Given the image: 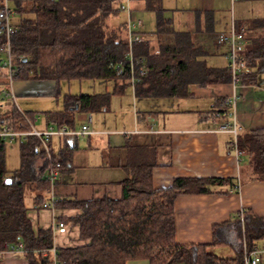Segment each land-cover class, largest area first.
I'll use <instances>...</instances> for the list:
<instances>
[{"label":"trees","instance_id":"trees-1","mask_svg":"<svg viewBox=\"0 0 264 264\" xmlns=\"http://www.w3.org/2000/svg\"><path fill=\"white\" fill-rule=\"evenodd\" d=\"M123 1L8 0L11 18L18 17L17 23H11L16 33L9 39L12 64L17 69L11 81L51 80L58 85L90 80L113 84L111 91L65 94L61 110L43 113L55 128L72 130L77 112H102L108 108L112 96L131 88L126 57L130 49L135 59L143 60L135 71L137 74L142 67L143 74L136 75L139 81L132 88L137 98H188L193 96L191 84L204 87L230 82L227 60L224 67H214L207 60L213 45H225L215 38L212 12L194 11L197 23L194 31L189 32L174 27L172 18L165 15L163 0H137L143 3L145 12L155 15L154 30L150 32L157 37L153 50L148 39L129 46L126 21L112 26V19L124 12L120 9ZM200 19L204 21L203 27L198 26ZM236 27L260 31L247 37L243 54L244 63L254 71L242 79L253 82L256 74L264 73V18L236 23ZM142 28L139 33H148ZM5 46L6 37L0 30V51ZM8 78L0 65V90L9 84ZM214 102V109L201 114L202 118L227 116L229 107L225 100ZM27 115L31 116L16 107L0 111V130L4 126L21 130L19 125L24 124L23 116ZM6 146L7 141L0 138V244L22 242L24 252L20 256L27 264H51L53 258L57 264H126L140 260L149 264H242V239L249 248L264 241V218L251 210H242L226 222L213 225L210 245L177 243L174 201L179 195L208 194L221 186H230L233 191L244 181L233 184L232 180L221 178H176L169 187L154 188V155L140 146H127L126 177L119 183L122 191L119 199H56L55 210L71 209L77 213L57 217L66 228L64 233L53 235L51 229L33 227L25 204L27 192L33 194L37 207L50 190L44 179L48 162L39 140L28 137L21 142V166L11 172L5 166ZM236 147L250 160L248 180L264 181V128L236 136ZM51 154L53 159H61L62 171L68 164V153ZM39 159L42 163L37 164ZM73 229H76L75 243L54 247V236L71 235ZM214 247H229L234 256L220 257L212 251Z\"/></svg>","mask_w":264,"mask_h":264},{"label":"crops","instance_id":"crops-1","mask_svg":"<svg viewBox=\"0 0 264 264\" xmlns=\"http://www.w3.org/2000/svg\"><path fill=\"white\" fill-rule=\"evenodd\" d=\"M126 3L129 4L131 17L134 10L139 11V16H143L140 14L145 12L142 2L126 0ZM163 6L167 11L165 15L172 18L177 30L194 31L197 23L194 11L213 13L215 38L219 33L226 31L232 22L236 30L243 31L244 51L247 47V37L260 34V31L249 32L244 27L237 29L236 23L264 18V0H236L234 3L230 0H163ZM125 15L126 19L127 14ZM142 23V31L145 32V25L149 24L144 21ZM111 24H117L115 19H112ZM198 26L203 27L204 21L200 19ZM144 36L152 49H156L157 37L154 34ZM166 41H169L168 37ZM226 54L225 45H213L211 55L207 57L208 63L214 67H224ZM253 71L250 70L249 74ZM62 86L61 83L57 85L51 80L10 81L7 85L8 92L11 93L10 98H19V110L31 114L27 115V118L32 121L37 131L55 128L46 121L43 113L62 109L63 96L67 94L61 96ZM189 90L193 96L188 98L153 99L137 98L129 87L123 94L112 96L108 108L102 112H77L74 115L75 127L72 130H79L85 122V116L90 115L89 133L80 136H55L49 140L50 150L54 155L63 152L69 155L68 164L60 171L54 185V198L119 199L122 193L119 183L126 177L127 146H140L150 149L154 155V188L169 187L176 178H221L230 179L233 184L244 181L233 191L230 186H221L208 194L179 195L174 201L177 243L210 245L213 225L226 222L232 214L242 210H251L264 218V181L248 180L251 174L248 156L233 146L232 133L217 130L219 126L228 123L235 126L236 136H242L254 129L264 128V73L256 74L253 82L247 78L237 85H233L231 80L204 87L191 84ZM128 91L130 95L125 96ZM52 97L57 98L54 108H44L43 102ZM34 99L40 100L39 107ZM215 99L225 100V105L229 107L227 116L202 118L201 114L214 109ZM164 105L173 107L167 108ZM2 109L3 106L0 111ZM25 140L7 143V146L17 143L19 162L20 144ZM40 163L41 159L37 161V164ZM7 171L11 172L8 169ZM50 199L51 194L48 192L41 203ZM33 202L31 194V206L27 209L34 228L51 229L52 222L58 220L57 217H70L77 213L71 209L40 210L42 204L35 207ZM72 231L71 235L54 236V247L75 243L76 229ZM71 239L73 241H70ZM259 244H264V241ZM214 250L226 253L227 258L234 256L232 251H226L225 247H214L212 251ZM0 264L27 262L20 255H7L0 259ZM126 264L149 263L140 260Z\"/></svg>","mask_w":264,"mask_h":264},{"label":"built area","instance_id":"built-area-1","mask_svg":"<svg viewBox=\"0 0 264 264\" xmlns=\"http://www.w3.org/2000/svg\"><path fill=\"white\" fill-rule=\"evenodd\" d=\"M231 3H234L236 0H230ZM8 0H3V6L0 8V30L4 33L6 37V46L0 51L1 58V68L7 72L9 82L11 81V76L14 74L17 69L12 64V55L9 50V39L16 33L15 27L11 24V11L9 10ZM120 9L126 12L127 21H126V31H127V41L129 46L134 44L144 43L146 38L144 34L139 33L138 31L142 28L143 23L140 20H133L131 17V11L128 6L121 5ZM216 40L221 43H224L227 46L226 60L230 68L231 83L237 85L241 82L242 78L249 74V67L243 61L244 54V34L243 31L236 30L233 24L226 32H221L216 36ZM157 53V51H155ZM129 63V69L131 72L130 85L131 88L139 81L138 76L143 74V68L138 69V73L135 74L137 65L143 63L142 58L135 59L132 55L131 49L126 55ZM4 98H10L11 93L7 90L2 91ZM13 98V96H12ZM229 103V102H228ZM231 105V104H230ZM24 117V124H20L21 130L14 131L8 126H4L0 130V138L7 141V143H12L16 140H23L27 137H36L39 142L41 149L43 150L44 159L48 162V168L45 172L44 179L50 185V194L51 199L42 204L43 208L53 209L55 202L57 201L54 198V185L57 179L60 176L61 168V159H53L50 151L49 140L55 136H80L83 134L89 133V125L91 123V116H85V122L79 130H68L66 128H48L45 131H37L32 125V121L29 120L26 116ZM35 120V119H34ZM27 126L28 128H26ZM221 132H229L234 136L233 146L236 148V129L235 126L225 123L217 128ZM65 224L59 220H53L51 225V231L53 235L64 233ZM54 253V249H52ZM24 252V247L22 242H17L15 244L3 243L0 244V259L7 255H21ZM242 264H264V244L249 248L246 245L244 239H242ZM42 255L45 256L46 252H42ZM51 264H57L55 259Z\"/></svg>","mask_w":264,"mask_h":264},{"label":"rangeland","instance_id":"rangeland-1","mask_svg":"<svg viewBox=\"0 0 264 264\" xmlns=\"http://www.w3.org/2000/svg\"><path fill=\"white\" fill-rule=\"evenodd\" d=\"M123 5L129 6V4L126 3V1H123ZM135 12V13H134ZM139 11L134 10L132 13V18L133 20H140L142 21L140 18L143 19L144 22H148V26L145 25V35H150L154 26H155V15L153 13H149V12H141L140 14H143V16H139L137 13ZM126 14V13H125ZM123 14V12H119L117 18L115 19V23H121L126 15ZM140 17V18H137ZM125 21H127V18L125 19ZM142 21V22H143ZM18 22V17L13 16L11 18V23L15 24ZM143 30V29H142ZM61 84L63 85L62 87V94L61 96H63L65 93L67 94H72V95H76V94H93V93H98V92H103L104 89L111 91L112 89V82H107V83H103V82H93L90 80H84V81H70V82H61ZM7 90L9 91V87H7V85L3 86L2 89L0 90V107L3 106V109L1 110L2 112L10 110L13 107H16L19 109L20 103H19V98L17 99H12V98H4L2 95V91ZM130 91V90H129ZM126 92L125 96H129L130 92ZM60 98V97H59ZM58 98V100H59ZM56 99L57 98H50V100L43 102V107L44 108H49L52 109L54 108L55 104H56ZM16 100H18L16 102ZM34 101L37 103L36 105L39 107V103L40 100L38 99H34ZM162 105V104H161ZM160 106V105H159ZM167 108H172L173 106L171 105H164ZM36 119V118H35ZM55 144L56 141H53V147L55 148ZM18 145L17 143H14L12 145H8L5 151V161H6V168L10 171H15L16 169L19 168L20 166V162H19V151H18ZM25 204L27 207L31 206V194L30 193H26L25 195ZM218 249V248H217ZM226 251H232L233 250L229 247H225ZM215 254H217L220 257H226V253L222 252L221 250H214Z\"/></svg>","mask_w":264,"mask_h":264},{"label":"water","instance_id":"water-1","mask_svg":"<svg viewBox=\"0 0 264 264\" xmlns=\"http://www.w3.org/2000/svg\"><path fill=\"white\" fill-rule=\"evenodd\" d=\"M7 183H9L10 182V180L9 179H7V181H6Z\"/></svg>","mask_w":264,"mask_h":264}]
</instances>
